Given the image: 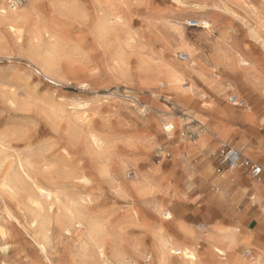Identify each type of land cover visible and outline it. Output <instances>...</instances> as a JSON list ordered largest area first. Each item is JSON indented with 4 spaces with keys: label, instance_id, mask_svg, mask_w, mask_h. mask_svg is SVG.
<instances>
[{
    "label": "rangeland",
    "instance_id": "374dc122",
    "mask_svg": "<svg viewBox=\"0 0 264 264\" xmlns=\"http://www.w3.org/2000/svg\"><path fill=\"white\" fill-rule=\"evenodd\" d=\"M31 1L39 10L22 26L24 37L18 43L4 34L0 44V264H103L93 249L96 241L104 243L111 264H157L155 242L162 234L174 249H196L204 264H214L202 239L164 228L169 222L161 209L197 235L202 226L248 232L249 242L236 251L240 258L264 252L260 187L251 191L255 182L240 170L218 174L215 157L222 145H230L264 167L263 91L228 75L209 49L205 54L214 63L206 79L190 76L189 61L180 60L186 52L166 50L176 44L172 25L181 20L186 34L197 37L203 30L187 22L205 15L217 22L215 37L235 45L238 55L264 72V35L249 33L258 21L264 24V2L249 15L237 5L226 12L212 0H181L194 5L188 7L176 0H64L67 8L61 0ZM109 10L124 20L127 35L98 38L97 24ZM49 52L58 54L52 68L46 66ZM37 68L60 83L49 82ZM125 73L134 79L123 82ZM81 82L89 87L81 88ZM232 94L246 108L231 105ZM145 103L148 110L140 111ZM243 114L253 121L239 123ZM213 119L230 132L217 136ZM164 123L173 125L171 133ZM204 136L208 140L200 144ZM70 138L74 146L65 147ZM145 174L155 191L140 187ZM223 177L229 180L220 182ZM37 187L50 191L52 200L42 198ZM32 217L47 221L49 240ZM83 219L96 232L93 237ZM179 258L171 255L172 263Z\"/></svg>",
    "mask_w": 264,
    "mask_h": 264
},
{
    "label": "bare ground",
    "instance_id": "6f19581e",
    "mask_svg": "<svg viewBox=\"0 0 264 264\" xmlns=\"http://www.w3.org/2000/svg\"><path fill=\"white\" fill-rule=\"evenodd\" d=\"M25 1H26L25 2L26 5L24 3L21 6H18L16 8H12L10 6V4L7 2V0H0V44L2 43L3 36H5L4 34L9 35L10 37L14 38V40H15L14 42L19 43L20 40L22 39V37H24L22 35V31H23L22 26L24 24L28 23L29 21H32V20L37 18L39 9L38 10L36 9L37 7H36L35 3L31 0H25ZM212 1H214L215 4L217 3V5H220L218 8L223 9L226 12L231 5H237V6H240L241 8H243L246 12H248L249 15H255L259 11V3L264 2V0H212ZM59 4L65 8H67V6H69V4L65 3L64 0L59 1ZM101 16H102V20L100 21V23L97 24V27H96V30H97L96 34H98L97 35L98 38L103 39V38H108L110 36H114V37L119 36V38H120L121 35L125 36V34L126 35L128 34L126 32L127 30L125 29L126 26L124 24V20H122V18H120L119 15H117L116 13H113L112 11L109 10V11L103 12V15H101ZM197 20L200 23H202V25L205 22H208L210 24V27L208 29L202 28L204 33L202 35L200 34V36L189 37L186 34L184 27L179 23L181 20L179 22L177 21L178 23H176L175 25H172L170 27L172 39L175 40L176 44H170L169 43L170 45L166 46V50L170 51L174 54L177 51L186 52V54L189 56V63L187 65V67H188L187 71L189 72L190 76L194 77V79H195V77H198L200 79H206V75L209 71V68L212 66L211 63L215 62L218 66L222 67L223 70H225L226 73H228V75L233 76V77L241 80V82L244 85H246L250 90L258 91L259 89H261L263 91L262 94L264 95V72L261 69V67L258 64H255V63H252L248 60H245L240 55H238L237 47L235 45L230 46L223 39L215 37L213 35L214 29H215V23L212 20H210L209 17L204 15L200 18H197ZM262 22L258 21L257 22L258 28H256V30H251L249 33L250 34H256V35H262V33H264V24ZM172 23H170V24H172ZM174 23H175V21H174ZM167 25H168V23H167ZM180 25L182 27H180ZM36 34H37V29H36ZM36 37L38 38V36H36ZM167 43H168V40H167ZM4 44L5 43H3V45ZM125 45H127V44H125ZM262 46H263V50H264V43L262 44ZM205 48L209 49L211 59L214 62H211L209 60L210 58H208L209 56L206 55L207 53L205 54V51H204ZM37 73L44 75L48 79L49 82L54 83L55 80L52 79L51 77H49L43 69L37 68ZM178 77H181V78L185 77L184 73L179 74ZM213 83H215V82H213ZM216 84H218V83H216ZM223 84H224V82H223ZM217 86L218 85H216L215 87H217ZM213 88H214V86H213ZM217 114L222 115V112L220 110H218ZM206 115H208V114H206ZM217 119H213V125L211 126L212 131L215 134H217V136L224 137L230 132V130L226 124H224L221 120L218 121ZM252 121H253L252 115L243 114V115L239 116V123H241V124H247V123H250ZM206 139H208V136L202 137L199 143L202 144ZM91 142H93L94 145H97L99 143L98 139L95 136L91 137ZM99 149H101V148H98V150ZM16 178H17V176H16ZM225 179H228V177H223V179H221V180H225ZM14 181H15V178H14ZM21 181L23 182V180H21ZM22 182L20 183V181H19L18 183L23 185ZM9 183H12V181L9 180ZM15 184H12V185L17 187V189H18V186H17L18 184H16V185ZM6 185L10 186V184H6ZM254 186L255 187L252 188V190H255L257 188V185H254ZM19 188H21V187H19ZM22 188L25 189L24 187H22ZM13 189H15V188L13 187ZM18 190H20V189H18ZM22 190H20V191H22ZM13 193H15V192H13ZM16 193H18V192H16ZM37 193L42 198H46V199H50L54 196V195H52V193L50 191H47V190L42 189V188H38ZM12 195H14V194H12ZM50 200H52V199H50ZM252 200H254V199H252ZM35 203H37V202H35ZM66 205L68 206V204H65V206ZM30 206L33 207L32 204ZM70 206L73 207L74 204H73V206L72 205H70ZM70 206H68V207H70ZM39 207H41V206H39ZM59 207H61V206L59 205ZM63 208L61 207V209H63ZM40 211L42 212V210H40ZM49 211H51V210L49 209ZM49 213H51V212H49ZM64 213H66V212H64ZM34 215H35V213H33V216ZM35 219H36V223L37 224L39 223V225L42 226V230H44V232L46 233L45 237L48 239L49 229L47 226L49 224L47 223V221L46 222L42 221L38 217H35ZM85 219H87V218H85ZM85 219H83L86 222L85 225L86 224L89 225L88 224L89 222H87ZM34 223L32 225H35ZM90 228H92V227L89 225V229ZM93 229H96V228L94 227ZM93 229H92V231H93ZM201 229L203 230V232L199 235H197L194 231H191L188 229H185V232L187 234L193 235L197 239H202L206 243L208 251L210 252V254L212 256V262H214V264H264V252H262V251H256L255 250V251H253L252 255H250V252L248 251L247 255H244L243 258H240L236 255L237 249L243 243L241 237L239 236V234L237 232H234L233 230H223V229H218V228H213V227L206 228L205 226H202ZM90 232H91V229H90ZM93 232H91L89 234L92 237L94 236V235H92ZM95 233L96 232H94V234ZM100 235H101V233L98 235V237H97V235H95V237L99 238ZM50 238H51V236H50ZM89 238L91 239V237H89ZM94 240L95 239H93L92 241H94ZM100 241H101V239H100ZM43 243L45 244V242H43ZM90 243H91V241H90ZM155 243H156V247H157L156 248L157 264H173L171 261V255H173V254L175 255V253H178V252H180V255H179L180 258H179V262L177 264H204L202 258L200 257V255L198 254V251L196 249H192L189 247H181L179 245H177V247H178L177 249H174V246L176 244L170 238L164 237L163 234L156 238ZM96 244H97L96 248H93V249H95V250L97 249V254H98L101 262L103 261V264H111L110 260L105 258V247L103 246L104 243L102 245L100 242L96 241ZM49 245H50V243L47 245V247ZM45 246H46V244H45ZM45 246L44 245L41 246L42 250L45 249ZM217 249H219V251H217ZM135 251H137V250H135ZM138 251H139V249H138ZM44 252H42V253H44ZM45 254H46V252H45ZM193 256L195 257L194 260L191 259V257H193ZM118 257L121 258L120 255ZM125 259L126 258H124V260H122V259L121 260L125 261ZM126 262H127V260H126ZM127 263H130V262L128 261Z\"/></svg>",
    "mask_w": 264,
    "mask_h": 264
},
{
    "label": "built area",
    "instance_id": "2783aa9c",
    "mask_svg": "<svg viewBox=\"0 0 264 264\" xmlns=\"http://www.w3.org/2000/svg\"><path fill=\"white\" fill-rule=\"evenodd\" d=\"M12 8H16L21 6L25 3V0H7ZM187 26L189 28L200 29L204 28L202 23H200L196 19L189 20L187 22ZM180 60L187 62L189 61V56L187 54L180 55ZM215 77H218V74H215ZM164 85V84H163ZM165 85L161 88H164ZM235 96L237 98L236 103L232 102V97ZM228 101L231 105L239 108H246V105L242 99H240L237 95H230ZM242 101V103H240ZM174 129V128H173ZM216 160L218 162L217 173L222 174L224 171L227 170H235L238 168H242L247 170L251 177L254 179H258L261 177L263 173V168L256 164L255 162L251 161L250 159L243 156V154L237 150L236 148L230 145H222L215 153ZM176 256L180 255V252L175 253Z\"/></svg>",
    "mask_w": 264,
    "mask_h": 264
},
{
    "label": "snow or ice",
    "instance_id": "6c2138e0",
    "mask_svg": "<svg viewBox=\"0 0 264 264\" xmlns=\"http://www.w3.org/2000/svg\"><path fill=\"white\" fill-rule=\"evenodd\" d=\"M176 5L179 6V7L194 6V5L184 4V3L181 2V0H176ZM262 8H264V6H262ZM203 27L205 29H208L210 27V24L208 22H205L203 24ZM262 35H264V33H262ZM48 56H49L50 59L48 60L46 66H48L50 68L55 67L56 66V63H57V60H58V54L57 53H54V52H49L48 53ZM59 60L61 62L62 61H68V62H70L71 61V58L70 57H59ZM261 62L264 63V56L261 57ZM133 67L134 68L136 67L135 66V63L133 64ZM132 79H134V77L130 76L128 73H125L124 81L123 82L128 83ZM170 80H175V77H170ZM54 82L55 83H60V81H58V80L57 81H54ZM163 86L164 85L162 84L161 87H163ZM80 87L81 88H84V89H87L89 87V83H87V82H81L80 83ZM183 91L187 92V91H189V89L185 88V89H183ZM231 99H232V102L233 103L238 102L237 101V98L235 96H233ZM240 103H242V101H240ZM148 108H149V106L146 103L145 104H141L140 111H146V110H148ZM162 127L168 133H171L172 130H173V125L171 123H164L162 125ZM69 146H74V141L71 138L67 141V144L65 145V147H69ZM130 178L131 179H134V180H138L139 179V177H137V176H131V175H130ZM150 180H151V177L148 176L147 174H145V179L143 180V182L140 185V187L143 190H145V191H147L149 189H151L152 191H155V189L152 188V184L150 183ZM84 182L87 183V180H85ZM262 195H264V189H262ZM160 212H161V215L163 216L164 220H166V221L169 222V223H166V224L163 225L164 228H166L169 232H171L173 235H177L178 236L179 232L185 231L186 226H183V225L178 224V217H176L173 212H171V211H165L163 209H161ZM157 223L159 224V222H157ZM217 251H219V249H217ZM191 259L194 260L195 257L193 256V257H191Z\"/></svg>",
    "mask_w": 264,
    "mask_h": 264
},
{
    "label": "crops",
    "instance_id": "0c3cea01",
    "mask_svg": "<svg viewBox=\"0 0 264 264\" xmlns=\"http://www.w3.org/2000/svg\"><path fill=\"white\" fill-rule=\"evenodd\" d=\"M216 22V21H215ZM217 23V22H216ZM215 23V24H216ZM188 28V27H187ZM201 30H203L202 28H200ZM182 95H178V97H181ZM206 140H208V139H206ZM243 156L244 157H246V158H248V159H250L251 161H253V162H255L254 160H252L248 155H247V153H244L243 154ZM256 164H258L259 166H261L262 168H263V173H262V175H261V177L260 178H258V179H254V178H252L251 177V175H250V173L247 171V170H245V169H242V168H238V169H235V170H227V171H224L221 175H223L224 173H226V172H230V173H233V172H235V171H243V172H245L255 183H253L251 186H250V190L252 191V188H254L255 186L254 185H258L260 188L257 190V192L260 194V196H264V195H262V189H264V184H263V182H264V167L260 164V163H257V162H255ZM229 180V177H228V179L227 180H223V181H221L220 180V182H223V183H225L226 181H228ZM255 193V192H254ZM256 194V193H255ZM250 200L251 201H253L251 198H250ZM218 228V227H217ZM239 232V234H240V236H241V239H242V242H243V244L245 243V242H249V234H248V232H240V231H238ZM194 240V239H193ZM194 241H197L196 239L194 240ZM240 246H243V245H240Z\"/></svg>",
    "mask_w": 264,
    "mask_h": 264
}]
</instances>
